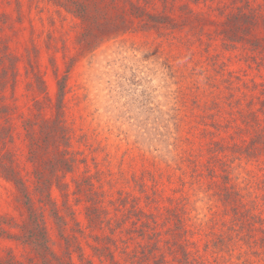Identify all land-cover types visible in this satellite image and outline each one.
<instances>
[{
  "label": "rangeland",
  "instance_id": "1",
  "mask_svg": "<svg viewBox=\"0 0 264 264\" xmlns=\"http://www.w3.org/2000/svg\"><path fill=\"white\" fill-rule=\"evenodd\" d=\"M142 4L166 17L163 28L143 29L120 4L114 11L130 16L133 31L82 50L81 21L50 0H0V156L36 181L26 122L57 118V77H67L63 120L84 162L65 178L69 199L56 187L51 197L70 242L54 207L32 192L52 252L89 264L82 248L91 264H112L95 256L108 227L73 194L89 175L120 264H181L185 249L193 264H264V0ZM235 192L246 205L239 212L227 205ZM18 197L0 172V264H37L19 239L27 215ZM182 204L191 232L180 236L170 218Z\"/></svg>",
  "mask_w": 264,
  "mask_h": 264
},
{
  "label": "trees",
  "instance_id": "2",
  "mask_svg": "<svg viewBox=\"0 0 264 264\" xmlns=\"http://www.w3.org/2000/svg\"><path fill=\"white\" fill-rule=\"evenodd\" d=\"M143 1L146 2L147 0H50V2L81 21L84 32L81 34V37H79V44L82 50L94 48L97 44L104 41L103 39L106 36L112 35L115 32L127 33L133 31L131 30L133 21L129 18L130 16L114 11L120 4L129 7L130 15L141 20L143 29L160 30L163 28L166 23V17L149 13L142 4ZM111 7H113V15H111L110 12ZM57 79V118L53 121L44 120L39 124H35L31 121L26 122V125H29V129L27 130L29 158L36 167L34 171L36 181H34L33 184H29L16 170L12 158H8L7 155L0 156V172L7 181L15 185L19 201L26 209L27 217L23 226L20 227L21 235L19 239L22 243L31 247L38 261L37 264H73L68 259H60L58 255L51 251L46 229L45 214L38 210L32 193L34 192L36 194L38 202L42 204L43 208L50 206L54 207V218L63 225V234H60V237L62 240L70 242L68 237L64 235L67 222L60 212H57V206L51 197V190L56 187L63 192L65 198L69 199V195H71V191L69 190L70 184L65 178L67 175L75 173L79 163H83L84 160H79L74 156L71 149V135L63 120L62 107L67 88V77H57ZM39 83L41 86H44L42 80H39ZM219 150L220 149H216L214 152H218ZM74 183L76 190L73 194L87 198L94 205V207L90 209V211H92V213H90L92 216L89 215L90 221L98 226L106 225L110 231V234L105 237L102 247L96 249L95 256L100 260L103 258L108 259L112 264H120L115 259L114 251V249H120L119 244L116 242L115 238H113L116 230L112 225V219L104 216V212L97 206L99 199L96 198L97 192L91 181V177L86 175L76 180ZM235 195L237 196L235 200L228 199L227 205L239 212L238 208H245L246 205L243 202V197L239 196L238 192H235ZM68 199L64 202V206L67 210L71 207ZM186 211V204H182L171 212L172 217L170 219H176L175 228L178 232L177 234L180 236L191 232L185 223ZM73 215L72 213L70 214L74 221ZM236 216L238 217V214ZM1 219L2 218H0V222H2ZM152 221L156 224L154 217ZM4 222L3 224L5 225ZM75 223L76 225L79 224L78 222ZM3 224L0 223V226ZM148 225L150 226L151 223L149 222ZM1 230L4 231L3 227H1ZM153 234H155L156 237L154 244L159 247L161 238H159L158 232H154ZM221 245L222 244H218L216 248L219 249ZM79 250H81L79 258L81 260L85 259L91 264V261H88L85 257L82 248H79ZM184 254V259L179 262L181 264H193L194 260L191 258L190 251L185 249ZM2 264L15 263L13 262V258H11L7 261H3Z\"/></svg>",
  "mask_w": 264,
  "mask_h": 264
}]
</instances>
